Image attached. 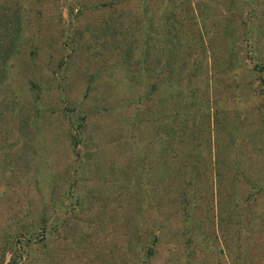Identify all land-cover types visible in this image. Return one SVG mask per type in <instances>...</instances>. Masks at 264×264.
I'll use <instances>...</instances> for the list:
<instances>
[{
	"label": "rangeland",
	"instance_id": "rangeland-1",
	"mask_svg": "<svg viewBox=\"0 0 264 264\" xmlns=\"http://www.w3.org/2000/svg\"><path fill=\"white\" fill-rule=\"evenodd\" d=\"M0 264H264V0H0Z\"/></svg>",
	"mask_w": 264,
	"mask_h": 264
},
{
	"label": "crops",
	"instance_id": "crops-1",
	"mask_svg": "<svg viewBox=\"0 0 264 264\" xmlns=\"http://www.w3.org/2000/svg\"><path fill=\"white\" fill-rule=\"evenodd\" d=\"M117 44H118V42L116 43V45H115V47L117 46ZM119 47H121V46H119ZM119 47H117V48H115V51H114V53H113V56H119V55H121L122 54V56H126L128 53H126L125 51H124V48H123V52H119V50H121V48H119ZM148 59V58H147ZM146 61V60H145ZM142 63H144L142 66H146V65H148V63H146V62H142ZM161 65H163L162 63H160ZM173 65V64H172ZM157 67H158V63H157ZM156 67V70H158L159 71V69ZM140 73H146V75H147V78L149 79V80H154V79H156V76L155 75H152L151 77H150V75L148 74V72H147V70H146V68L144 69V71L143 72H140ZM155 76V77H154ZM151 82V81H150Z\"/></svg>",
	"mask_w": 264,
	"mask_h": 264
}]
</instances>
